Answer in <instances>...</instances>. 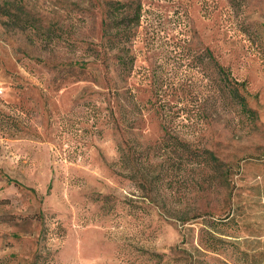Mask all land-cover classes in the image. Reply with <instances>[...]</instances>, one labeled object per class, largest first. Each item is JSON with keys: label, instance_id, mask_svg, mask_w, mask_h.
Listing matches in <instances>:
<instances>
[{"label": "rangeland", "instance_id": "374dc122", "mask_svg": "<svg viewBox=\"0 0 264 264\" xmlns=\"http://www.w3.org/2000/svg\"><path fill=\"white\" fill-rule=\"evenodd\" d=\"M0 264H264V0H0Z\"/></svg>", "mask_w": 264, "mask_h": 264}, {"label": "trees", "instance_id": "16d2710c", "mask_svg": "<svg viewBox=\"0 0 264 264\" xmlns=\"http://www.w3.org/2000/svg\"><path fill=\"white\" fill-rule=\"evenodd\" d=\"M112 5V10L115 14V24L117 27V34L112 38V43L115 45L116 48L120 49V46L122 45V39H123V35H126L127 32L126 30L129 29V31H131V27L132 26H137V24L140 23V18H141V9L138 8V11L135 12V19L134 20H130L129 17H124L122 19H119L120 15L123 13V11L127 12L128 9V5L125 4H120V3H114L111 4ZM4 11H6L5 13L7 14V8H3ZM9 14L11 15V12L9 11ZM134 21V22H133ZM125 31V32H124ZM130 33V32H129ZM209 56L211 57V53L209 52ZM218 69H219V73L222 76V79L224 82H227V85L230 87L229 91L230 94L232 96V98L234 99V101L240 106L242 112L244 114H246L248 117L254 118L256 117V112L253 111L251 108H249L248 104H247V100L246 97L243 96L240 92V89H245V83H239L233 80H230L229 78V72L223 67L220 66L218 64ZM167 106V107H166ZM171 109L172 105L171 104H166L162 106V109L164 110V115H163V130L165 131V133L170 134V123H172V125L175 122L174 119V115H176L175 112H170L168 113V110L166 109ZM169 119V120H168ZM171 119V121H170ZM181 143L183 145L187 146V152L190 153L189 156L191 158H193L195 156V154H193V150L190 146L191 142L189 141H183L180 140ZM200 156L203 157L204 162L206 164V166L212 168L215 172H218L219 175L217 176V178H212V179H216L214 184H209V190H212L213 187L216 188H227L230 182V168L228 167L226 170L224 169L225 167V163L222 162L213 151L209 150V149H203L202 152L200 153ZM192 160V159H191ZM201 212H196L194 214H191V216H187L185 218H180L181 221L183 222H188L190 220H196L198 218H200ZM176 218V217H174ZM228 219V218H227ZM213 221L215 223H223V220H216L213 219ZM208 240H218L214 235H210V237L208 238ZM211 250L213 251H218V249L216 247H214L213 245H209L208 246Z\"/></svg>", "mask_w": 264, "mask_h": 264}]
</instances>
